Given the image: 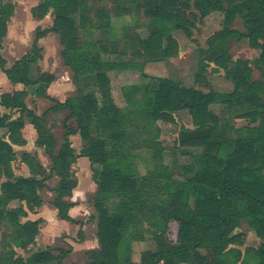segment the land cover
<instances>
[{"label": "trees", "instance_id": "obj_1", "mask_svg": "<svg viewBox=\"0 0 264 264\" xmlns=\"http://www.w3.org/2000/svg\"><path fill=\"white\" fill-rule=\"evenodd\" d=\"M118 1L115 17L133 18L144 6L150 31L139 37L133 25L122 27L121 37H137L140 52L168 57L177 45L171 33L180 30L188 38L196 23L212 12H223L222 28L211 35V47L218 43L219 53L213 62L234 80L230 92H202L176 84L170 79L154 77L157 87L149 84L122 87L124 101L119 106L111 92L107 72L138 69L135 63L107 61L100 58V50L85 40L87 34L114 30L108 7L95 8L89 0H43L31 9L38 19L53 13L50 27L36 28L35 41L29 53L15 60L9 67L0 55V68L12 83L24 87L39 84L33 93L47 97L46 89L54 77L50 73L30 75L31 64L41 57L38 39L49 32L57 33L63 46L61 56L73 78L92 79L94 88L80 92L64 101L51 98L52 110H65L63 141L57 149L41 126L43 118L26 104L30 93L25 89L0 95V128L7 127L8 141L0 138V224L9 227L3 241L26 249L38 234V220H23L28 211L42 203L40 191L53 192L52 206L61 220L74 222L68 211L76 186L73 165L78 156H85L92 165L96 191L92 196L95 210L98 247L87 251L89 264H264V81L251 78L252 69L241 60L224 58L226 42L246 37L252 48L260 50L256 67L264 76V0H124ZM228 7H224V4ZM13 4L0 0V38L6 35ZM243 12V13H242ZM244 18L246 32L228 26L237 15ZM133 31V34H130ZM118 38L111 37V48ZM165 41V45H163ZM133 53L138 48L132 42ZM90 46V50L88 48ZM107 51V47H102ZM217 48V47H216ZM212 104L239 112L247 119L245 125L220 127L218 115L210 111ZM187 109L195 134L181 144L205 147L194 161L181 167L184 179L173 177L164 164V147L160 141L157 121L171 120V113ZM8 111V112H6ZM11 112L18 116L12 118ZM28 119L37 132L36 144L43 146L50 158L44 167L36 154L22 151L20 159L30 175H16L12 147L23 145V119ZM72 121V122H70ZM79 133L83 142L80 153H75L68 136ZM214 150V153L211 152ZM147 153L151 167L138 172L136 158ZM56 177L48 187L47 181ZM17 202V204H12ZM244 219L260 239L258 248L245 253L235 247L232 231ZM176 223L173 239L170 224ZM149 235L155 250L141 251L139 260L132 259L134 242L144 241ZM7 237V239L5 238ZM211 251V256L201 250ZM60 257L38 251L29 258L8 256L0 251V264H39ZM75 264V263H69Z\"/></svg>", "mask_w": 264, "mask_h": 264}, {"label": "rangeland", "instance_id": "obj_2", "mask_svg": "<svg viewBox=\"0 0 264 264\" xmlns=\"http://www.w3.org/2000/svg\"><path fill=\"white\" fill-rule=\"evenodd\" d=\"M2 1L4 3H12L14 7L13 13L7 23L6 35L0 38V55L5 61V67L9 68L15 60L30 52L35 41L36 28L51 26L53 22V13L49 12L41 19L33 16L31 9L42 3L43 0ZM118 1L121 3V6L126 4L124 0H89V3L95 8L108 7L112 15V10L117 7L116 4ZM224 7H228L226 3ZM134 15L136 21H133L132 17H130V20L132 25L134 22L136 23L135 33H137L139 37H146L150 28L144 6L141 7L137 13H134ZM223 16L224 13L219 11L210 13L203 20L196 23V26L192 29L191 38H188L180 30L172 32L171 37L175 41L177 48L175 53L168 57H159L154 54L140 52L141 49L137 37L132 36L133 40L131 41L126 38L124 39V37L120 38L122 31L118 23H115L114 30L108 31L105 34L101 31H94L92 34H87L85 40L88 44H93V47H91L92 51L96 52V50H100L99 56L104 61L131 62L139 66L138 69L110 70L107 72L108 83L111 92L113 91L114 93L112 96H114L113 98L119 106L121 102L120 88L140 84H149L150 86L157 87V81L152 79L154 77L167 78L176 84L192 87L204 93L210 91L219 93L230 92L234 89V80L226 74L224 69L214 64V55L219 53L218 43L215 44L216 46L214 47H211L209 43L211 35L222 28ZM113 17L115 16L112 15L111 18ZM244 21L242 15L237 14L228 27L238 32L245 33L246 26ZM130 34H133V32L131 31ZM112 36L115 37V39L118 38L113 48L110 46V44H112L110 41ZM130 42H133L138 48L137 53H133L134 48L131 46ZM38 45L42 47L41 57L31 64L30 75L32 77L36 78L39 73H50L53 75L54 81L55 75L53 73L57 72L59 75L63 74V69L66 67L69 69L66 81L71 83L72 86L67 83V86L62 89V91L67 92L65 99L73 97L80 92L82 93L87 89L94 88L92 79L83 76L76 79L73 78L72 71L64 64L61 56L63 46L60 43V37L57 33H47L45 36L38 39ZM163 45H165V41H163ZM102 47H107L108 50L104 51ZM88 48L90 50V46H88ZM224 50V58L229 59L231 62L236 60L244 61L252 69L251 78L253 80L264 81V76L255 64L260 50L252 48L246 37L228 40ZM7 81H9L12 86H8L9 83L7 84ZM66 81H64V83H66ZM50 84L47 89L51 87ZM38 85L39 84L33 87H24L21 83H12L0 68V95L2 93H12L13 91L22 89L29 91L30 93L25 100L29 101V106H27L39 117L43 115L40 124L45 131L48 132L51 137L50 142L53 143L54 148L57 149L63 141V134L65 132L64 117L66 111L52 110L54 103L51 98L43 97L47 98V101H38L39 99L37 97L41 96H37L33 93ZM262 97L264 98V95ZM209 109L214 114L218 115L220 127L224 124L228 125L226 128L227 132L231 131V127H239L245 125L247 122V119L241 117L239 112L224 108L220 104H212ZM1 110L3 111L4 109L1 108ZM11 114L13 115L12 118L18 116L17 112H11ZM157 126L159 128L160 141L164 147V164L169 167L170 171L173 173V177L184 179L181 167L192 163L195 157L206 150L203 146L192 147L181 144L183 139L195 134L188 110L181 109L172 112L171 120L160 119L157 121ZM7 130V127L0 129V138H4L8 141ZM21 137L25 141L23 145H12L16 153V159L12 163L13 168L17 169L16 175H30L26 164L20 159L22 151L36 154L41 164L48 168L51 164L48 153H46L43 146H38L36 144L37 132L33 124L26 118L23 119ZM68 138L75 153H80L83 142L79 133L70 134ZM211 152L214 153V150H211ZM136 165L138 172L141 174L145 173V171L151 167L147 153L144 152L141 154V157L136 158ZM92 169L90 161L85 156H78L73 165L77 184L73 189L71 199L72 201L74 200L77 205L79 204V207L74 209L71 207L70 209L72 213H74V218H72L74 222L67 221L66 223H61L58 220L57 211L51 204L54 194L48 189H43L40 191L42 198L41 205L33 211H28L27 217L23 218V220L39 221V231L34 242L26 249H20L3 241V237L5 234H9L11 229L2 221L0 224V251L8 256H20L24 259L29 258L38 251H45L55 256L58 255L60 257L59 260L65 264H89L90 260L87 251L98 247L96 220L92 218V215L95 216V210L91 199L95 194L97 186L92 176ZM56 180V177L49 179L47 181L48 187L55 185ZM12 204L16 205L17 202H12ZM175 230L176 223L173 222L170 224L169 232V236L172 239ZM232 234H235V240H237V242L230 244L228 247H235L241 250L242 254L249 248H258L260 244V239L244 219L239 220V224L234 228ZM5 238L7 239V237ZM134 243V257L138 258L141 251L155 250L156 248L149 235H146L144 241ZM201 252L211 256V251L209 250L202 249ZM241 259L242 258H240L237 264L240 263ZM39 264H58V261L54 259ZM158 264H163V262Z\"/></svg>", "mask_w": 264, "mask_h": 264}, {"label": "crops", "instance_id": "obj_3", "mask_svg": "<svg viewBox=\"0 0 264 264\" xmlns=\"http://www.w3.org/2000/svg\"><path fill=\"white\" fill-rule=\"evenodd\" d=\"M130 17L131 16H129V15H124V16H120V17H113L112 18V20H111V25H112V28H114V26H115V23H118V26H121V28L122 27H126V26H128L129 24L130 25H132L131 24V20H130ZM133 32V31H132ZM135 32V31H134ZM133 32V33H134ZM47 60V59H46ZM64 71H63V74H58L57 72L56 73H53L54 75H55V80L50 84L51 85V87H49L48 89H47V91H46V96L48 97V98H55V99H57V100H59V101H64L65 100V96L67 95V92H64V91H62V89L63 88H65L66 86H67V83H69V82H67L66 81V79H67V74H69V69H67L66 67H64V69H63ZM122 72V71H121ZM66 77V78H65ZM64 81H66V83H64ZM9 83V85L8 86H12V85H10L11 83L9 82V81H7V84ZM70 85H71V83H69ZM17 85V84H16ZM72 86V85H71ZM19 88V87H18ZM121 89V88H120ZM8 91H10V90H8ZM64 92V93H63ZM0 93H1V91H0ZM120 93H121V91H120ZM114 93H113V91H112V95H113ZM114 97V96H113ZM120 97H121V102H120V106H123L124 105V101H123V98H122V94L120 95ZM39 100L38 101H40V102H45V100L47 101V98H43L42 96L41 97H37ZM37 100V99H36ZM27 102V105H28V100L26 101ZM118 104V103H117ZM119 105V104H118ZM29 106V105H28ZM0 109H1V107H0ZM26 127H27V124H26ZM1 129V128H0ZM28 143H30V142H28ZM41 154V153H40ZM16 171H17V169H14V172H15V174H17L16 173ZM72 200V199H71ZM73 202H74V205L72 206L73 208L72 209H74V208H76V207H79V204L77 205L76 204V202L73 200ZM71 209V208H70ZM69 209V211H68V214H69V216L71 217V218H74V213H72V210H70ZM58 220L61 222V223H66L67 221H65V220H61V219H59L58 218ZM134 244L135 243H133V246H134ZM132 259L134 260V261H138L139 260V258L138 257H134V252H133V247H132Z\"/></svg>", "mask_w": 264, "mask_h": 264}]
</instances>
